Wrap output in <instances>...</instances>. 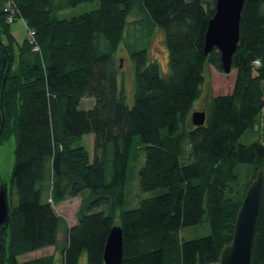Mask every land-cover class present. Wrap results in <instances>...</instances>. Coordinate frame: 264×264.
<instances>
[{"label": "trees", "instance_id": "trees-1", "mask_svg": "<svg viewBox=\"0 0 264 264\" xmlns=\"http://www.w3.org/2000/svg\"><path fill=\"white\" fill-rule=\"evenodd\" d=\"M10 1L13 21L34 31L35 44L16 40L0 0V144L15 138L9 182L17 195L5 264H78L83 254L86 264H104L113 225L122 229L121 264H218L245 190L264 172V139L240 142L264 109V0H244L233 89L209 96L201 126L191 124V113L204 70L221 71L216 49L204 55L215 0ZM93 1L89 12L55 16ZM135 9L163 32L169 72L147 62L146 47L129 50L135 88L128 106L114 53ZM84 97L94 98L91 108H80ZM85 134H93L92 154L80 143ZM142 154L138 188L155 194L126 208L128 170ZM76 196V222L68 226L54 204ZM203 223L208 234L180 238L181 228ZM47 247L58 254L18 260ZM252 264H264V184Z\"/></svg>", "mask_w": 264, "mask_h": 264}, {"label": "rangeland", "instance_id": "rangeland-1", "mask_svg": "<svg viewBox=\"0 0 264 264\" xmlns=\"http://www.w3.org/2000/svg\"><path fill=\"white\" fill-rule=\"evenodd\" d=\"M62 2L65 0H61ZM97 7V2H83L74 7H68L55 12V16L59 19L70 18L84 12H89ZM128 26L126 28L124 43H120L117 51L114 53L116 64V79L118 87L122 91L123 99L128 106L133 103L134 88H135V68L134 60L129 54V50L135 47H146L147 62L156 61L163 75L169 72L168 53L164 43V36L161 29L153 26L147 21L145 14L139 9L133 10L128 17ZM10 32L15 36L18 42H21L26 37V27L22 20L16 19L9 24ZM0 39L5 41L6 35L0 32ZM123 46V47H122ZM125 46V48H124ZM236 70L231 69L229 73H224L217 70L212 65H208L204 70L205 82L201 86V95L193 103L194 111H202L210 95H224L231 93L236 79ZM94 104V98L84 97L80 101V108L88 109ZM255 139H264V109L259 116L257 126L246 134L240 137V142H247ZM86 149L92 154L93 150V134H85L81 141ZM15 147L14 136L10 137L5 143L0 144V181L1 178L6 180L10 191L9 203L13 206L17 204V195L15 188H10V173L13 165V150ZM143 162V154L140 163L132 164L128 170L127 182L125 188L126 208L133 207L138 204V200L143 197L155 194V191L141 192L138 188V169ZM242 165V170H244ZM262 169V167H261ZM263 170V169H262ZM243 172V171H242ZM264 173V172H263ZM251 176L248 177L250 179ZM49 198V193H42V201ZM49 200V199H48ZM80 196L68 198L54 204V210L68 226L75 224L76 214L80 204ZM242 202V201H241ZM241 205V204H240ZM209 228L207 224H197L193 226L183 227L179 230V236L182 239H192L208 234ZM64 227L58 229V238L62 239ZM54 253L53 247H47L33 251L31 253L18 256L19 261L29 260L40 256H48ZM58 254V253H55ZM78 264H86V255L83 254Z\"/></svg>", "mask_w": 264, "mask_h": 264}, {"label": "water", "instance_id": "water-1", "mask_svg": "<svg viewBox=\"0 0 264 264\" xmlns=\"http://www.w3.org/2000/svg\"><path fill=\"white\" fill-rule=\"evenodd\" d=\"M244 0H215V10L208 20L204 37V55L216 49L220 54V67L224 73L232 69V56L239 41V23ZM205 111H193L191 124L201 126ZM264 173L258 169L247 186L237 211L231 242L220 252L218 264H252V250L258 227ZM10 217L8 186L0 181V264H5L6 238ZM123 236L119 225H113L106 238L104 264H121Z\"/></svg>", "mask_w": 264, "mask_h": 264}, {"label": "built area", "instance_id": "built-area-1", "mask_svg": "<svg viewBox=\"0 0 264 264\" xmlns=\"http://www.w3.org/2000/svg\"><path fill=\"white\" fill-rule=\"evenodd\" d=\"M2 1H3V5H4V11L5 12L10 11V12H8L9 14H8L6 20H7L8 23H12L13 20H14L13 10L11 9L12 2L10 0H2ZM26 32H27L26 37H27L28 41L30 43L35 44L34 31L31 30V29L26 28ZM33 49L36 51V50H38V47L35 45ZM259 65H260V61L259 60H254L253 61V67L254 68L258 67Z\"/></svg>", "mask_w": 264, "mask_h": 264}, {"label": "crops", "instance_id": "crops-1", "mask_svg": "<svg viewBox=\"0 0 264 264\" xmlns=\"http://www.w3.org/2000/svg\"><path fill=\"white\" fill-rule=\"evenodd\" d=\"M23 22V21H22ZM23 24H24V22H23ZM53 254H55V251H54V253Z\"/></svg>", "mask_w": 264, "mask_h": 264}]
</instances>
